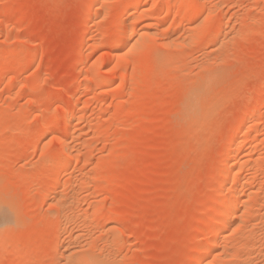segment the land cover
Listing matches in <instances>:
<instances>
[{"label":"rangeland","instance_id":"obj_1","mask_svg":"<svg viewBox=\"0 0 264 264\" xmlns=\"http://www.w3.org/2000/svg\"><path fill=\"white\" fill-rule=\"evenodd\" d=\"M137 1L0 0V264H191L241 135L201 264H264V0Z\"/></svg>","mask_w":264,"mask_h":264},{"label":"bare ground","instance_id":"obj_2","mask_svg":"<svg viewBox=\"0 0 264 264\" xmlns=\"http://www.w3.org/2000/svg\"><path fill=\"white\" fill-rule=\"evenodd\" d=\"M169 1V0H168ZM123 2H124V5H125V11L123 12V14L121 15V21H120V23H119V25H118V27H117V29H116V33H115V35H116V43H113V44H116V45H114V46H116L115 48H117V49H119V48H123L122 46L125 44V42L126 41H128L127 40V25L124 23V21H123V19H124V17H130L132 14H134L135 12H137V10L138 9H140L143 5H145L144 3H145V1H144V3L143 2H141V1H137V0H123ZM88 3L89 4H91L92 5V3H94V0H88V2H87V6H88ZM169 3V2H168ZM170 4V3H169ZM155 5H157V4H155ZM162 5V4H161ZM168 5V4H167ZM159 6V5H158ZM169 6V5H168ZM89 7V6H88ZM91 7V6H90ZM89 7V8H90ZM93 7V6H92ZM127 8V9H126ZM90 10H92V8L90 9ZM90 12V11H89ZM91 13V12H90ZM93 15V14H92ZM127 19V18H126ZM126 19H125V22H126ZM90 20V19H89ZM135 30V29H134ZM134 30H132V31H134ZM85 31V30H84ZM130 32H132L131 30H129ZM86 32V31H85ZM84 32V33H85ZM129 33V32H128ZM86 34H88V33H86ZM83 35V34H82ZM114 35V36H115ZM86 36V35H85ZM130 36V35H129ZM83 37V36H82ZM88 39V38H87ZM130 40V39H129ZM127 45V44H126ZM113 46V47H114ZM139 46V45H138ZM142 46H144V45H142ZM115 48H113L114 50H115ZM140 48V47H139ZM117 51V50H116ZM114 56V55H113ZM204 86V85H203ZM202 86V87H203ZM201 88V87H200ZM202 89V88H201ZM264 98V94H261L260 96H259V100L261 101L262 99ZM257 101V100H256ZM70 109V108H69ZM72 110V109H71ZM71 112V111H70ZM72 112H73V110H72ZM71 112V113H72ZM70 113V114H71ZM252 113V111L251 112H249V113H246V115H245V118H244V120L243 121H241L240 123H237L238 125H237V127H238V129H240V132L241 131H248V130H246V128H248L249 126H248V124L249 123H251V121L250 120H252V117H253V115L251 114ZM257 115V114H256ZM51 117V116H50ZM62 117H63V119H66L67 118V112H63L62 113ZM71 117H73V116H71ZM255 117V116H254ZM52 118V117H51ZM69 119V118H68ZM55 121V120H54ZM70 121H68L67 123H69ZM70 125V124H69ZM68 124H67V128L68 127H71V125L69 126ZM55 129V128H54ZM70 129V128H69ZM245 129V130H244ZM54 131V130H53ZM52 132V131H51ZM244 133V132H243ZM249 133V132H248ZM241 134V133H240ZM240 134H238V135H240ZM244 136L246 137V135H243V138H244ZM243 138H242V135H241V137H239L238 136V139L236 140V141H234L235 143L232 145L231 144V146L230 147H227V148H225V150L222 152V154H223V158H224V162H223V169H221L222 171H220L221 173L217 176V179H216V185L214 186V184H213V190H214V194H215V199H214V204H216L215 205V209H214V211H213V213H212V215H211V217H210V215L209 216H207V217H210L211 219H212V223L210 224V225H208V224H206V223H202V224H200V230L202 229V230H206L207 231V234L208 235H211V234H213V236L212 237H216L217 235H220V233H222L223 232V230L225 229V228H227V226L226 225H228L229 226V215L231 214V212H232V205H233V200L234 201H236L235 199L237 198V196L239 195L238 193H239V191L238 192H236L238 189H235L236 191H234V190H231V188L230 187H228V182H229V180L232 182V180L233 179H236V178H238L239 179V177H243V174H242V169H238L236 166V163H234L233 161L236 159V158H234V155H235V153H237V151L243 146V145H247V144H244L245 143V141L247 142V139L246 138H244V140H243ZM246 139V140H245ZM65 140V139H64ZM60 141V140H59ZM64 142V141H63ZM63 142H62V144H63ZM65 144V143H64ZM65 148V147H64ZM64 148H62L63 149V151H62V154L55 160V164L57 165V167L59 166H61V167H63V169L64 170H62V171H64L66 174H67V172H68V170H69V157L67 156V153H66V151H65V149ZM70 149V148H69ZM60 150V149H59ZM241 151V150H240ZM240 151H238V152H240ZM70 153V152H69ZM238 154V153H237ZM237 156V155H236ZM235 156V157H236ZM51 160V159H50ZM72 161V160H71ZM240 161V160H239ZM38 163V162H37ZM49 163V162H48ZM72 163V162H71ZM244 163V162H243ZM241 164V163H240ZM243 165H245V164H243ZM53 166H55V165H53ZM60 167V169H62ZM241 167V166H240ZM244 167V169H245V166H243ZM33 168H35V167H33ZM242 171V172H241ZM245 171V170H244ZM63 177V176H62ZM229 179H228V178ZM227 178V179H226ZM56 180H57V178H55ZM237 179V180H238ZM59 180V179H58ZM56 183V182H55ZM61 183V182H60ZM231 184V183H230ZM231 186V185H230ZM228 187V189H229V191H230V195H229V197L227 196V198H225L224 196H223V192H224V190L226 189ZM48 188H49V186H48ZM51 189H54V188H52V187H50ZM49 188V189H50ZM46 189V188H45ZM57 189V188H56ZM234 189V188H233ZM48 190V189H47ZM44 191V190H43ZM48 191H50V190H48ZM55 192H56V190H54ZM212 191V190H211ZM51 193V192H50ZM225 193V192H224ZM44 194V193H43ZM46 194H47V192H46ZM55 194V193H54ZM238 194V195H237ZM48 195H49V193H48ZM47 195V196H48ZM41 196H45L46 197V195H41ZM44 197V198H45ZM42 198V197H41ZM46 200V199H45ZM236 203V202H235ZM1 204V203H0ZM236 205V204H235ZM236 208V207H235ZM232 209V210H231ZM1 210V209H0ZM5 211V210H4ZM234 211V210H233ZM1 212V211H0ZM7 213V212H6ZM3 215V213L1 212L0 213V215ZM207 218H205V220H206ZM207 221V220H206ZM206 221H204L203 220V222H206ZM231 221V220H230ZM228 223V224H227ZM231 223V222H230ZM62 229V228H61ZM60 229V230H61ZM58 230H59V227H58ZM58 230H57V232H58ZM201 230V231H202ZM203 231V232H204ZM206 231H205V234H206ZM208 231H210L211 232V234H209L208 233ZM60 232V231H59ZM204 234V239H203V242H202V239H201V243H200V246L199 247H197L196 248V250L193 252V255H191L192 256V261H191V264H201L203 261H205V259H207L206 257H207V255L212 251L213 252V250H215L216 249V247H215V243H214V241L213 240H211V241H213V243L212 242H210L209 240H207L206 239V237H207V235H205ZM209 239V238H208ZM214 239V238H213ZM215 244V245H214ZM217 250V249H216ZM211 254V253H210ZM87 257V256H86ZM82 258H84V257H82ZM88 259H90V258H88ZM77 260V259H76ZM88 261V260H87ZM95 262H96V260H94ZM207 261V260H206ZM205 261V262H206ZM98 262V261H97ZM100 262V261H99ZM94 263V264H102V263ZM91 263V262H90ZM204 264H209V263H204Z\"/></svg>","mask_w":264,"mask_h":264},{"label":"snow or ice","instance_id":"obj_3","mask_svg":"<svg viewBox=\"0 0 264 264\" xmlns=\"http://www.w3.org/2000/svg\"><path fill=\"white\" fill-rule=\"evenodd\" d=\"M16 225V219L15 217H13L11 220H6L5 221V227H9V226H15Z\"/></svg>","mask_w":264,"mask_h":264}]
</instances>
